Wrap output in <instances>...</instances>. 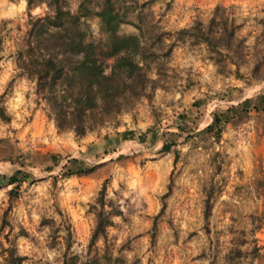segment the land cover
I'll use <instances>...</instances> for the list:
<instances>
[{"label":"rangeland","instance_id":"374dc122","mask_svg":"<svg viewBox=\"0 0 264 264\" xmlns=\"http://www.w3.org/2000/svg\"><path fill=\"white\" fill-rule=\"evenodd\" d=\"M70 1L74 6L77 0ZM217 4L241 22L237 35L245 37L246 55L237 67L243 76L236 75L234 64L219 71L205 43L178 41L163 56L161 86L87 131L84 135L90 139L80 140L84 135L58 130L43 102H36L32 83L14 75L13 52L26 29L25 0H0L4 34L0 93L8 91L3 99L11 115L10 121L0 118V171L21 169L30 174L14 193L8 191L13 184L0 188V264H6L3 247L8 245L25 255L22 264H61L67 241L69 251L84 257L95 220L92 205L104 179L108 180L106 199L123 211L108 227V244L125 263L264 264V111L228 122L218 140L213 133L196 134L211 121L215 108L264 90V29L259 22L264 0L149 3L159 24L169 30L187 26L195 18L206 22ZM45 9L43 3L32 13ZM2 19L6 24H1ZM91 21L93 35L99 36L98 20ZM120 31L137 29L124 22ZM259 59L263 78L256 79L250 69ZM195 99H203L199 108L192 104ZM185 110L192 118L182 130L176 115ZM148 128L155 131L152 141L120 137L123 129L138 134ZM166 130L177 132V141L170 150L159 151ZM95 139L101 141V148L89 153L86 144ZM70 157L93 169L61 176ZM168 184L170 191L160 211ZM206 197L210 199L207 222ZM102 246L99 240L98 252ZM231 248L233 256L227 258ZM235 248L241 249V255H235Z\"/></svg>","mask_w":264,"mask_h":264},{"label":"trees","instance_id":"16d2710c","mask_svg":"<svg viewBox=\"0 0 264 264\" xmlns=\"http://www.w3.org/2000/svg\"><path fill=\"white\" fill-rule=\"evenodd\" d=\"M151 1L77 0L73 6L70 0H25L26 29L18 38L13 52L16 64L14 75L25 77L32 83L36 102H43L47 117L58 130H71L76 136H82L125 106L133 105L140 96L161 86L159 83H162L161 74L166 63L163 56L169 55L178 41L190 39L205 43L219 71H226L229 64H234L236 75L243 76L237 67L246 55L245 37L237 35L241 22L223 12V5L217 4L206 22L195 18L187 26L169 30L159 24V16H155L149 5ZM43 3L46 6L43 13H32L35 6ZM92 18L98 20L99 36L93 35ZM124 22L132 24L137 31L121 32L120 25ZM259 22L264 29V16ZM2 23L6 24V20L2 19ZM3 40L0 27V52ZM260 65L259 59L250 69L256 79L263 78L259 73ZM153 73L157 76H152ZM229 90L227 88L225 94ZM7 92L0 93V118L10 121L11 115L3 99ZM202 101L195 99L192 104L199 108ZM251 111H264V90L235 104L215 108L211 121L196 134L213 133L218 140L228 122L241 120ZM191 118L187 110L178 112V127L185 130L184 124ZM164 134L159 151L170 150L177 141V132L166 130ZM120 137H136L139 142H147L155 139V131L148 128L136 134L133 129H123ZM92 169L93 166L83 160L70 157L59 174L86 173ZM29 176L21 169L0 171V188L13 184L8 191L14 193L15 187ZM107 181L103 180L96 203L92 205L95 220L87 243V254L80 257L69 251L70 242L67 241L62 248L61 264H127L123 256L111 252L108 244V227L114 224V217L122 215L123 211L112 200L106 199ZM170 187L168 184L162 194L160 211L164 208V198ZM209 211L210 199L206 197L205 222ZM154 236L152 231L151 239ZM99 240L104 246L101 252L96 248ZM233 249L227 258L233 256ZM235 249V255H241V249ZM3 253L6 264H22L25 259V255L13 245L4 246Z\"/></svg>","mask_w":264,"mask_h":264},{"label":"crops","instance_id":"0c3cea01","mask_svg":"<svg viewBox=\"0 0 264 264\" xmlns=\"http://www.w3.org/2000/svg\"><path fill=\"white\" fill-rule=\"evenodd\" d=\"M88 139H90V137H88V135L86 134L80 140H88ZM86 148L89 151V153L98 151L101 148V141L95 139L94 141H91L88 144H86Z\"/></svg>","mask_w":264,"mask_h":264}]
</instances>
